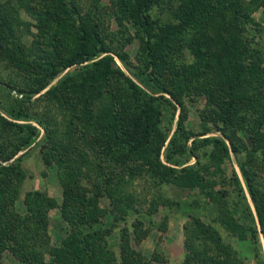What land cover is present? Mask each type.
Returning a JSON list of instances; mask_svg holds the SVG:
<instances>
[{
  "label": "trees",
  "instance_id": "trees-1",
  "mask_svg": "<svg viewBox=\"0 0 264 264\" xmlns=\"http://www.w3.org/2000/svg\"><path fill=\"white\" fill-rule=\"evenodd\" d=\"M17 1L21 10L36 19L37 35L30 57L25 45L16 39L9 18L0 10V58L28 80L24 86L5 87L9 93L22 96L23 100H16L20 109L45 91L47 100L71 114L78 134L79 145L70 152V161L55 149H46L45 158L49 162L50 157L62 169L61 216L71 228L62 251L71 248L72 253L65 262L60 250L49 263L37 259L33 243L46 235L47 211L54 205L40 191L25 195L29 222L21 231L23 221L13 205L25 178L20 169L22 156L5 166L0 164V250L10 243L31 264H117L118 259L106 249L112 245L107 235L119 232L118 242L124 247L123 243H129L130 228L136 235L138 226L142 229L145 223L155 224L158 214H162L157 211L159 204H153L147 213L135 210V199L126 186L143 176L159 189L163 199L161 190L165 187L186 192L190 200L204 194L217 204L218 223L235 239L256 242L259 232L264 238V190L256 185L248 166L264 157V48L246 36L248 27L260 29L252 13L260 8L264 13V0H109L116 23L122 26L125 21L134 29L139 43L135 63L124 50L132 38L120 42L106 34L97 15L102 0H89L85 8L76 0ZM21 21L18 17V26H27ZM187 58L188 63L180 61ZM187 97H202L210 107V117L204 119L198 136L220 135L193 140L189 150L178 141V132L184 131ZM177 106L176 129L167 143ZM171 108L174 112L165 123L163 117ZM22 118L15 116V120ZM46 129L47 125L45 131L50 132ZM12 130L24 137L17 144L0 142L3 162L28 148L39 135L35 126L9 121L0 114V139H8ZM240 132L247 135L250 146L237 136ZM195 137L188 132L185 140ZM208 145L212 146L209 163L215 169L213 173L222 171L221 165L230 153L238 159L259 232L246 228L232 215L225 205L226 193L213 191L215 182L206 176L210 166H201L198 156L193 155L195 149ZM241 152L244 162L238 158ZM185 154L197 159L195 166L176 168L182 164L176 157ZM89 156H93L98 173L87 186L86 176L75 162L79 158L86 161ZM232 182L236 193L242 194L235 172ZM103 194L111 205L113 220L109 227L97 212ZM195 203L196 199L193 204L197 207ZM165 205L170 209L179 202L176 198L164 200V209ZM131 212L132 221L128 218ZM138 215L147 218L146 222ZM121 259L123 264H150L129 261L127 254ZM190 263L192 255L184 262ZM205 263L202 260L196 264Z\"/></svg>",
  "mask_w": 264,
  "mask_h": 264
},
{
  "label": "rangeland",
  "instance_id": "rangeland-1",
  "mask_svg": "<svg viewBox=\"0 0 264 264\" xmlns=\"http://www.w3.org/2000/svg\"><path fill=\"white\" fill-rule=\"evenodd\" d=\"M76 1L84 8L89 5V0ZM0 10L9 18L16 39L25 45L30 57H33L31 51L33 50L32 42L37 35V29L35 27L37 23L36 19L32 15H28L21 10L17 0H0ZM98 13L97 15L101 18L107 35L122 40L120 42L129 39L128 36L132 38V41L125 43L126 47L124 50L130 55L131 62L135 63V57L138 55L139 43L134 37V29L128 22L122 21V26L118 25V22L116 23L115 16L111 15V4L109 0L101 1ZM18 17L22 20L21 22L27 24V26H18ZM252 17L260 29H256L254 26L248 27L249 31L246 33V36L253 41V44H257L259 47L264 48V32L262 31V29H264L263 9L260 8L253 11ZM188 60V58L180 59L181 62L185 63H188ZM116 61L121 69L130 77L127 71L124 70L123 65L117 59ZM58 79L59 78L53 81L52 85H54ZM27 83L28 80L24 74L9 67L6 62L0 58V114L9 121L18 124H31L35 126L39 132L37 139H35L28 148H24L17 156L8 162L0 160V164L5 166L22 156L20 169L23 171L25 178L20 182L17 197L13 205L15 212L21 216L23 221L20 227L22 232H24V226L28 221L27 216H29L27 215L26 206L24 205L25 195L28 192L40 191L52 201V204L54 203L53 207L47 211L48 227L46 235H44L43 239L39 240L38 243H33V250H35L37 254V259L49 263L55 259L57 250L62 251L63 241L68 236L71 228L61 216L62 192L64 187L59 178V174L62 172V169H60L50 157L48 158L50 161H46V149H50L52 152L57 150L58 154L63 155V158L70 161V152L75 150L76 146L79 145V141L76 140L78 134L71 114L63 113L54 102L47 100L44 96L45 91L33 97L30 103L24 104V108L20 109L17 106L16 100H23L22 96L17 95V92L9 93L5 85L11 84L20 87ZM140 87L150 94L154 93L152 89L142 84H140ZM157 95L159 94H156V96ZM168 110L169 111H166L163 117L165 123L172 117V111L174 112L172 108ZM179 110L177 106L167 143L175 132ZM15 116H21L23 118L21 120H15ZM209 117L210 107L206 106V102L202 97H195L194 99L191 97L185 98L184 131L178 132L179 143L181 145H186L189 150L193 140L220 136L218 133L198 136L202 132L204 119ZM46 125L47 129L50 131L48 133L45 131ZM188 132L196 135V137L187 142L185 137ZM237 136L250 146V141L244 132H240ZM22 137L24 136L12 130L8 139H0V142H13L17 144ZM42 140L43 144L41 143ZM49 140L50 144L46 145V142H49ZM43 145L46 147L43 148ZM65 150L67 151L64 152ZM211 152L212 146H200L194 150L193 155L198 156V162L201 166H210ZM186 157H189L188 154H185L183 157H176L175 160L182 162V164L176 166V168L195 166L197 159L192 156L189 157V159H186ZM243 157L244 152H241L238 156L241 162H244ZM161 159L164 162L163 156H161ZM75 166L80 168L82 175L86 176L85 184L90 186L98 173L97 164L93 156H89L86 161L79 158L76 160ZM248 166H250V172L252 170L254 172V182L264 190V157L261 156L256 158L254 163ZM221 170L220 173H213L215 169L211 166L209 167L208 175L206 176L209 180L215 182L213 191L220 190L226 193L224 196L225 205L232 215L235 216L240 223H243L246 228H255L259 232L253 204L239 169V161L233 153H230L229 158L221 165ZM234 172L242 188V194L240 195L236 193L232 182V175ZM126 187L127 193L131 194L132 198L135 199V210L137 209L139 212L147 213L153 204H159L160 206H157V211L158 213L162 212V214H158L155 224L152 222L151 224L145 223L146 226L142 229L138 226V235H135L133 232L134 229L130 228L129 243H123L124 247L119 245L120 242L118 241L121 238L119 232L113 231L107 235L106 238L112 245L106 249L111 251L118 259L116 262L117 264L125 263L121 259L124 254H127V259H129V261L134 259L136 261L140 260L141 263L150 264H184L188 255H192L193 264L201 263L202 260L206 262L205 264L209 262L210 264H264V238L262 234L260 232L258 233L256 242L250 240V234H248L249 239L245 241H239L230 236L218 223L219 207L216 203L209 201L210 199L208 200L204 194L199 192L200 196L190 200L186 192L175 187H165L161 190L164 195L163 199L160 198L159 189L150 184V181H147V178L144 176L138 177ZM174 198L178 200L179 205H171L170 209H166L165 205L164 209V200H171ZM195 199L197 207L193 204ZM186 201L189 202L186 204ZM109 204V199L106 195L103 194L99 197L97 204V212H99L98 217L102 219V223L106 225V227H109L110 222L113 220V216L110 214L111 205ZM250 213L252 217H250ZM138 216L146 222L147 218L140 215ZM163 216H166L165 221H163ZM128 218H130L131 221L133 220L134 217L132 212ZM197 221L199 223H197ZM26 250H28V248ZM71 253V248L63 250L61 254L62 261L65 262L69 260L68 258ZM23 254L13 249V245L9 243L0 250V264H31L25 260Z\"/></svg>",
  "mask_w": 264,
  "mask_h": 264
}]
</instances>
